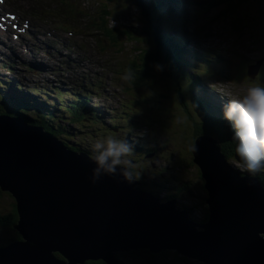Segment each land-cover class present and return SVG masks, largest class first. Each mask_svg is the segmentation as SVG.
Here are the masks:
<instances>
[{"label":"rangeland","instance_id":"rangeland-1","mask_svg":"<svg viewBox=\"0 0 264 264\" xmlns=\"http://www.w3.org/2000/svg\"><path fill=\"white\" fill-rule=\"evenodd\" d=\"M86 2L89 17L113 50V43L126 45L133 52L143 51L144 56L142 62L122 57V74L100 88L97 83L104 107L100 99L89 95L97 101L94 108L102 137L125 138L122 131L112 127L113 123L130 127L134 135L125 139L134 145L131 159L139 171V178L133 181L137 183L134 189L151 197L157 205L173 201L174 211L190 210V223L207 224L205 181L192 162L196 137H210L239 178H254L260 183L258 178L264 175V170L249 175L239 168L232 139L234 129L223 116V107L230 99L238 98L249 87H264V13L253 24H241L238 0H182L190 13L185 22L168 19L155 27L139 29L129 26L128 20L123 21L110 0ZM230 39L234 43L223 55L220 46ZM165 42L176 49H169ZM180 57V63L175 62ZM123 63L127 65L123 67ZM137 70L142 79L145 77L143 83L139 82ZM129 74L132 79L126 80ZM78 105L85 111L90 109L87 102L79 101ZM89 134L92 142L88 141L78 155L93 160L91 145L101 136L93 130ZM193 229L204 232L198 227ZM151 254L159 264L187 263L176 250Z\"/></svg>","mask_w":264,"mask_h":264},{"label":"water","instance_id":"water-1","mask_svg":"<svg viewBox=\"0 0 264 264\" xmlns=\"http://www.w3.org/2000/svg\"><path fill=\"white\" fill-rule=\"evenodd\" d=\"M40 139L34 137L31 141L37 143L41 142ZM196 139L191 150L192 162L205 181L203 188L208 199L204 204L213 209L205 225L188 222L183 212L176 216L171 205H157L151 197L134 189L136 182L129 183L121 176L102 175L94 181L96 164L82 155H77L82 165H79V172L72 168L73 175L64 170L61 194L56 195L54 190L49 189L48 202L31 201L36 181L51 177L49 168H43L39 161L28 165L19 163L13 176H8L5 174L7 165L0 160V187L18 202L25 233L32 242L41 241L38 250L46 245L54 248L51 243L65 236L68 240L85 242L88 256L93 257L96 250L95 231L100 234L108 229L112 232L102 237L100 241L103 245L118 242L120 232L125 236V248L128 249L131 246L147 248L151 253L176 250L177 254L205 264H208L207 252L215 251L221 259L219 264H264V241L257 236L259 232L264 234V193L253 186V183L257 184L254 178H239L236 175L210 137ZM54 146L57 147V144ZM57 151L62 152L63 149L57 147ZM57 202L75 203L82 209L81 216L85 220L77 217L74 206L60 212ZM241 205L250 210L246 212ZM253 205L257 207L254 212L251 211ZM59 207L62 208V204L59 203ZM238 211L241 216L253 213L258 230L253 229L252 224L238 222L235 216ZM166 214L169 220L165 218ZM194 227L204 232L197 233ZM255 236L256 242L251 239ZM29 252L31 256L22 259L20 264H47L46 258L41 260L32 248ZM8 259H13L10 254ZM67 261L69 264L70 260Z\"/></svg>","mask_w":264,"mask_h":264},{"label":"bare ground","instance_id":"bare-ground-1","mask_svg":"<svg viewBox=\"0 0 264 264\" xmlns=\"http://www.w3.org/2000/svg\"><path fill=\"white\" fill-rule=\"evenodd\" d=\"M58 5L63 7L64 9H67L71 15L75 18L76 22L83 21V18L80 16V13L78 10L74 9V6L80 5L81 8L79 10H82L87 4L86 0H54ZM111 1V7L116 11L118 15L121 16L123 21L128 20L129 26L143 29L146 26L155 27L159 23H161L164 20L168 19H174L175 21H183L188 18V14L184 11L183 5L179 0H110ZM239 4V13H240V19L241 24H245L246 22L254 23L257 17L260 14L264 13V0H238ZM58 19H61L59 17ZM83 26L74 25V28L77 30H80ZM83 29V28H82ZM169 49H176L173 44L165 42ZM234 43L233 39H230L226 43H223L220 47L222 48L224 54H226V49L231 46ZM113 48L117 51L119 55V59H122V57L128 59L129 61L131 59L136 58L138 61H143V51H136L133 52V50L126 46V45H119L116 46V44H112ZM193 50V48H191ZM115 58L116 54H108L107 58L104 62V66L106 67L105 70L102 72H99L94 77L87 78L86 80H80L75 81L71 79V82L76 86H84L86 84H91L92 86L89 89V94L97 97L100 99L101 105L104 107V103L101 99V96L99 94V90L93 85L95 82H98V88L102 87V85L105 82L113 81L115 80L114 77H112V74L110 73V69L112 68V65L115 64ZM182 57L176 59L175 62L180 63V60ZM186 61V60H185ZM184 62V61H183ZM182 62V63H183ZM127 64L123 63L122 66H126ZM136 75L139 78V82L143 83V79L145 78L143 76V79L141 78V72L140 70L136 71ZM3 95H5L8 99L14 100L16 96L13 95V93L10 92H3ZM86 94L83 96L85 97ZM63 97V95H61ZM23 102H26L24 99H22ZM152 104H154V99H151ZM106 115L109 116L108 112H105ZM82 116L85 117V122L81 125V127H72V129L75 131L76 136H82L86 134L88 136V140L92 141L90 137V129L87 126V124H92L93 131L98 133L101 137L103 136L100 129L96 126V124L93 122L92 115H96L95 111H92L91 115L85 116V112H81ZM100 124V123H99ZM134 125H137V121H134ZM112 127L117 129V131L123 133V137L127 139H132L133 132L131 131L130 127L126 126H118L117 123H113ZM82 129L80 131L79 129ZM71 139V135L67 137H63V141H69ZM4 200L9 201H15V198L12 196L11 193L8 191H4V193L0 196ZM187 218V217H186ZM3 233L6 235L7 239H9V242H13V236L8 232V230L5 228ZM259 238H262V235L259 234ZM139 254L142 257L141 264H151L154 262V257L151 254V252H140L138 249H136ZM183 260L187 261L186 264H190L192 261H197L196 259L188 258L187 256L183 257ZM198 263L205 264L204 262L197 261ZM170 264V263H167Z\"/></svg>","mask_w":264,"mask_h":264},{"label":"clouds","instance_id":"clouds-1","mask_svg":"<svg viewBox=\"0 0 264 264\" xmlns=\"http://www.w3.org/2000/svg\"><path fill=\"white\" fill-rule=\"evenodd\" d=\"M132 79L131 74L125 76ZM224 119L234 129L233 141L239 168L255 175L264 170V87L252 86L223 107ZM96 164L93 180L102 175L121 176L129 183L139 178L133 159L134 145L116 136L97 138L91 145ZM135 170V171H134Z\"/></svg>","mask_w":264,"mask_h":264}]
</instances>
